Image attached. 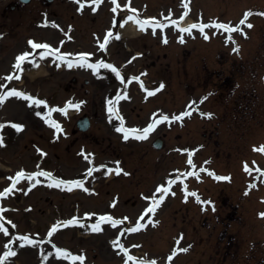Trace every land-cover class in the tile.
Listing matches in <instances>:
<instances>
[{
    "label": "rangeland",
    "instance_id": "obj_1",
    "mask_svg": "<svg viewBox=\"0 0 264 264\" xmlns=\"http://www.w3.org/2000/svg\"><path fill=\"white\" fill-rule=\"evenodd\" d=\"M9 1L0 0V11L6 8ZM162 1L170 6L169 10L175 15L179 13L178 5L184 3H181V0ZM207 1L213 6L207 8L206 16L212 17L213 14L223 13L224 9H228L229 15L223 17V20L232 19V15H236L235 18L240 15V11L237 14L230 13L232 7L239 8L241 6L239 1ZM248 3H252L254 9L260 13L264 12V0H249ZM248 3L246 8L249 7ZM165 4L161 5L159 0H134V5L139 8V16L153 15L157 11L166 12L164 11ZM141 5H143V9ZM194 6L197 12L198 8L204 9L200 0H195ZM49 9H56V7L52 6ZM39 11H43V9L40 8L36 0L20 9L11 10L8 13L9 20H5L8 25L4 42H9L10 46L21 49L24 48L25 39L34 38L32 40L37 43H49L53 48H56L59 35L53 36L50 31L42 30L39 25L43 19L40 18ZM156 15L158 17L148 25L162 24L163 18L158 13ZM259 17L261 15L256 14L255 23L250 30L251 33L254 31L253 38L250 33L244 39L239 38L238 43L243 46L240 53L233 52V45L224 43L219 35L213 34L204 41L196 35L197 33L192 35L194 30L190 32L180 30L178 33L172 34L164 33L163 27H157V37L162 40L160 47L151 34L146 33L144 37H138V31L130 30L129 39L125 38L126 41L123 42L128 44L127 46H130L132 51L124 53L126 56L123 55L122 59H127L131 53H134V50L144 55L133 63L129 71L126 69L125 73L127 75L146 73L143 75L146 84L151 86L164 84L166 90L162 94L148 95V93L142 92L141 94L135 84H127L125 87L127 95H123L125 92L122 91L110 93L109 88L115 83V79L113 77V81L108 76L107 79L100 78L103 74H100L102 69L99 73L87 72V75L83 74L85 72L77 73L76 78L80 77L79 82L89 79L88 77H95L97 80L89 79L88 87L79 89L80 85H77L71 91L64 90L62 93L64 101L76 102L80 100L87 103L82 111L90 113L89 135H95L96 141L92 146L88 145L90 142L88 139L85 140L84 143L87 144L85 147L93 150L92 154L96 159L95 165L117 166L115 161H120L119 166L123 167L128 175L124 174V178L119 177L116 181H109L105 184L106 170L104 172V169L98 170L94 174L97 195L88 197L83 192L90 191L88 189L93 181L83 177L87 168H84L80 162V156L77 157L79 147H77V143L74 145L75 141L72 138L64 142L61 140L62 146L66 143L69 144L66 155L71 157V162H67L66 159L59 157V154L65 155L63 152L65 150H62V147L59 148V143L55 144L49 132H44L45 135L41 141L37 140L36 133L32 132V134L35 133V138L32 139L31 146L32 144L48 145L51 147L48 148V151L52 152L47 160L38 164L34 163L31 153L33 149L25 152L26 148L23 145L26 141L16 140L14 149L17 147L19 151H23L25 156L21 155V159L10 156L7 159L8 156L0 153V182H3L1 176L6 171L2 169L6 168L5 163H7L13 167L10 169L12 171L19 167L28 172L44 168L63 179L77 177L84 181V187L70 192L67 191L68 189L50 186L48 179L40 180L42 182L36 183L35 186L38 192L35 189V192L30 196L31 203L27 206L19 203V208H26L27 214L22 210L15 212V208L18 206L13 200L7 202L4 205L7 209L5 210L6 214L18 228V232L10 227H7V234L0 231V255L3 251L5 252L3 247H9L16 253L7 259L6 264L56 262L57 258L64 264H68L70 259L56 254V249L51 246L52 242L59 247L69 249L72 254H79L80 252L77 251L80 250V254L89 257V262L119 264L123 257L113 244L110 245L113 250H109L106 243V240L115 239L113 230L123 232L119 240L125 245L137 244L140 249L137 254L143 256V259H158L160 257L159 260H162L169 250L174 247L175 249L179 248L177 244L181 241V247L187 248V251L192 249L191 254H195L196 257L184 253L176 259L178 264H197L201 259L204 262L202 264H264V218L259 215L264 212V202L261 201L264 197V182L257 185V187H262L258 191L245 195V182L249 179L242 171V165L246 162L249 167L264 168V151L258 150L264 146V15L262 18ZM51 18L46 17V20L54 21ZM81 29L82 31H80ZM91 29L94 27L90 23L79 28L80 33H85L87 41ZM136 32L138 34H135ZM181 36L183 40L180 39ZM165 37L167 42H165ZM113 46L115 49H121L120 51L124 49V44L121 42L113 43ZM47 52L48 50L43 49L35 53L39 59H42V62L48 63L49 68H45L49 69L47 78H43V80L31 78L26 85L31 90L38 86L48 87V94L43 96L48 97L50 103L59 104V90L62 89L59 88V83L66 87V83L75 74L66 73L63 75L59 73L57 65L60 60L40 55V53ZM104 53H106L105 50ZM105 55L107 56V54L100 56L104 57ZM119 56L122 57V55ZM154 61L155 66L152 67L151 64ZM51 63L53 65L50 68ZM113 74L115 75V73ZM118 80L120 81L119 77ZM45 82H47V86ZM219 86L231 89L229 91L233 92L231 95L227 94V91L219 89ZM168 89L169 92H167ZM87 91L89 92L85 95ZM237 92L241 97L244 96L243 93L247 94L248 98L246 99V95L242 99L239 98L240 107L231 109V102L235 101L236 103L238 98ZM118 95L121 96L118 101L119 112L125 120L126 127L143 129L152 120L158 121L155 129L149 133L146 139L139 142L137 138L130 137L132 139L124 141L123 133L116 130L119 118L116 119L114 114L110 118L108 103L103 104V102L109 99L113 100ZM145 96H150L152 99L143 101ZM205 96L207 99L203 100ZM125 97L133 100V103L125 104ZM91 100L95 101L94 111L90 109ZM201 100H203L202 103ZM193 101L196 103L192 104ZM189 106L192 111L182 120L172 119V122L159 120L162 114L170 117L179 116V114L189 111ZM74 112L70 111L69 113L74 114ZM208 112L213 114L211 118L201 114ZM72 114L65 121L68 129L74 127V120L79 115L72 116ZM102 138L105 141L102 142L100 140ZM108 138L113 139L110 151L113 155H117L118 159L109 157L103 152L107 149ZM156 138L163 140L160 150L152 147ZM79 144L81 145V142ZM184 150L190 151L188 153L193 156L194 164L200 166L206 163L214 171L215 175L202 176L200 178L202 183L195 184L196 189L202 193L203 200L211 201V203H207L204 207L193 206V201L189 199L186 204H183L180 194H178L176 198H168L166 203L158 209L157 215L153 214L155 218L153 228H146L144 231L137 230L134 234L128 233L126 231L128 227H134L138 221L141 223L147 216H151V213L145 215L147 203L142 200V196H157L159 193L155 192V186L188 169L184 164L185 155H182ZM22 158L26 161L25 166ZM185 162L187 163V161ZM29 164L32 167L27 168V165L30 166ZM101 173L103 175H100ZM217 176H227L230 179L221 180L217 179ZM120 180L121 184H119ZM28 182L30 185L33 183L24 180L23 185L31 187ZM190 183L195 182L191 181ZM46 186L48 187L47 195L52 204L43 198ZM108 189L110 190L109 197L106 194ZM67 192H70V195L69 193L66 195ZM115 194L119 200L117 206L102 203L108 201L112 195L114 197ZM31 204L32 209H30ZM73 212H79L80 218L85 213L93 215H90V219L82 218L80 224H62L59 227L62 231H59L58 228L49 237L48 233L54 224L66 222L70 217L77 216ZM102 213H109L116 219H118L117 217H127L128 219L123 224L107 225L106 221L99 220ZM216 215L217 218H215ZM141 216H144V219L140 220ZM158 218L160 223H157ZM94 222L100 223L103 231H92L91 226ZM87 232L91 233L88 238L80 235ZM221 232L223 233L220 235ZM25 234H32V239L43 241V243L36 245L25 243L21 246L19 237ZM116 239L118 240V236ZM219 240L223 241L220 246L217 245ZM226 248H230V252H226ZM235 248L237 250L232 254V249ZM220 249L225 253H219Z\"/></svg>",
    "mask_w": 264,
    "mask_h": 264
},
{
    "label": "snow or ice",
    "instance_id": "obj_2",
    "mask_svg": "<svg viewBox=\"0 0 264 264\" xmlns=\"http://www.w3.org/2000/svg\"><path fill=\"white\" fill-rule=\"evenodd\" d=\"M113 2L115 3V7L112 9V11L115 12L120 7V4H119L118 0H113ZM76 3L80 5V10L83 11L84 4L89 3V0H76ZM91 3L99 6L100 3H102V0H91ZM127 6L130 7V4L127 5ZM131 11H132V13H136L137 9L132 8ZM260 14L264 15V13H260ZM250 15H252L251 11L245 13L244 18L239 22L240 25L245 24L247 22L248 17ZM133 20L135 21V23L137 25H139V27L141 29L147 30L145 26L147 24L153 23L154 18L152 20H142V19H140V18H138V17H136L134 15L129 14V15H127V18L123 21V23L127 24L128 21H133ZM44 23L47 25L49 23V21L45 20ZM51 23L53 24L54 27H57V28L60 27V25L56 24L54 21H52ZM212 26H213V24L206 25L204 23H199V24H193L190 27L184 28V29H181V30L190 32L193 28H199L201 32H204V29L206 27H212ZM214 26L216 28H218V29H223L226 32H228L229 33V36H228L229 40L232 39V37H231V33L232 32H234V31L243 32V28L239 27V25L234 27L230 23H224V22L215 21L214 22ZM247 26L250 28L253 25L248 23ZM155 27H164V25L163 24H159V25L153 24V28L154 29H155ZM244 34L247 35V33H244ZM2 35L3 34H0V37H2ZM113 35L114 34H113L112 30L109 29L107 31V34L103 37L102 40H101L100 37H97V42L99 44V47L106 51L107 50V45L109 43V40H110V38H113ZM204 35H205L206 38L208 37V33L207 32H204ZM115 38H119V34L118 33L116 34ZM180 39L183 40V37L181 36ZM165 42H167V38L166 37H165ZM29 43L31 44L33 49H41V48H43V49L48 50L47 53H40L41 56L47 55V54L56 55L59 60L63 61L66 58H68V57H70L72 55L71 53H61L59 48H53V46L51 44H49V43H37L35 40H30ZM234 51H239V45L236 46ZM92 55H94V53L87 52V51L77 53L76 56L78 57V59L75 61V63L77 65H82V66L91 68V69L95 70L97 73H99L101 68L111 69V71L113 73H115V75L117 77H119L121 81L125 80V76L122 75L121 69L118 68L115 64L108 63L104 59H98V62H96V63L90 62L89 61V57L92 56ZM137 55H141V54L138 53ZM31 56H32V52L31 51H25V52L21 53L17 57L15 68L17 70H19V71H23V68H22L23 62L28 60ZM133 59H134V57H133ZM32 62L34 64L36 63L35 61H32ZM36 66L39 67L38 64H36ZM67 66L69 68H71L73 66V61L71 59L67 60ZM13 75L7 76V79L9 81L12 80L13 79ZM142 75H146V73H142L141 76ZM131 80L132 81H137V80L140 81L141 87H144V83L141 80L140 76H135L134 75V76L131 77ZM0 87L7 88V85H4V84L0 83ZM163 87H164V84L161 83L157 89L149 90L146 87H144V90L148 93V95H152L155 91H159ZM123 95H127V93L125 92ZM7 96L23 97L27 101H30L33 104H36L38 106L39 105H48V101L46 99H42V98L38 99V98L34 97L32 94H30V93H27V92H24V91H18L15 87L11 88L10 92H0V105L3 104V102L6 100ZM120 98H121V96L118 95L117 96V102L119 101ZM206 99H207V96H205L203 98V100H206ZM203 100H201V103L203 102ZM81 103H83V101H81L79 103H74L72 101H68L67 102V107L59 108V106H57V109L59 111H61L62 113H64L65 115H67L68 109H70V108L79 109ZM107 103H108V112L110 114V118L114 114L121 121H123L124 118H123V116H121V114L119 112L118 103H114L113 100H111V99H109ZM195 103H196L195 101L192 102V104H195ZM53 110H56V109H51L50 108L48 115H45L43 111L37 112V115H43L44 118L46 119V121L57 130V138H58L59 132L63 131V129H62L61 124L58 121H55V120H53L51 118L50 113ZM191 111H192V108H191V106H189V111L183 112V113L179 114V116H171L170 117L169 115H163L162 114L159 117V120L160 121H170L172 119H180V120H182L183 117L189 115ZM201 114L202 115H206L209 118H211V116L213 115L210 112L201 113ZM157 123H158L157 120H152V122L149 123L143 129H138V128H135V127H126L123 123H121L120 127L118 128V131L123 133V139L125 141H127L130 137H135L137 139L143 140V139H146L148 137L149 133L152 132L155 129ZM14 126H15V128L17 130H22L25 127V125L23 123H15ZM0 127H3V125H0ZM4 144H5V141H4L3 137L0 136V145H4ZM258 150L259 151H264V146L260 147ZM40 151L45 156L47 155V153L44 152L43 149H40ZM84 156H85V159H94L93 154L85 153ZM189 163L190 164L192 163L191 159H189ZM115 164L117 165V167H115V173L117 175H119L121 173H124L125 175H128V173L125 171V169L123 167L119 166L120 165V161H115ZM96 167L97 166L93 165L92 167L88 168L87 169L88 174L92 175L93 172L96 171ZM107 167L108 166L105 165V164L99 165V168H107ZM245 169L249 170L247 162L245 163ZM257 170L260 171L259 169H257ZM112 171H113V169H111V168L108 169L109 173L112 172ZM191 174L195 175V172H193ZM213 174L215 175V173H213ZM41 176L46 177L48 179V182L50 183V186H54V187H57V188H60L62 186L63 187H69V189H70V186H76V187H80V188L84 187V181L82 179H63V178H60V177H57V176L53 175L51 172L46 171V170H39L38 169L36 171L28 172V171H25V170L21 169L16 174V177L10 178V179L13 180V183H12L11 187L5 189L3 192H0V197L8 196V194L12 191V189L16 187V182H17L18 179L27 178L28 181L33 182L31 186L34 187L36 183H41L42 182L39 179H35V178H38V177H41ZM217 179L228 180V179H230V177L217 176ZM171 183H172V180L170 178L169 179V185H171ZM157 191H162V195L159 198H157L155 195H153V196H144V199H146V200L150 199L152 201L151 206L146 209L145 215L147 213H155L160 201H162L164 199V194L163 193H166L168 191V189L165 187V185L161 184L159 186V188L157 189ZM115 203H116V201L113 202V206H115ZM202 203H204V202L202 201ZM206 203H211V201H208ZM4 211H5V209L3 207H0V216H2ZM85 215L86 216H90V215H93V214L92 213H85ZM259 215L262 218H264V212L260 213ZM99 219H100L101 222L108 221V222L111 223V225L115 226V225L123 224L124 223V219H128V218L125 217L124 219H116L111 214H107V215H101ZM139 219L140 220L144 219V216H141ZM8 223L11 224L12 221L9 220ZM80 223H82V221L79 218H76V217H74V218H72V219H70V220H68L66 222L56 223V224H54L52 226L51 230L48 233V236L51 237L52 234L55 233L57 231V229L62 224H64V225H75V224H80ZM157 223H158V221H157ZM144 227H145V224L144 223H140L138 221L135 224L134 227H128L126 229V231L131 233V232H135V231H137L139 229H142ZM0 230H2L5 234H7V232H8L7 228L0 227ZM91 230L95 231V232L103 231V229L101 227V224L100 223H95V222L92 224ZM181 239H182V237H181ZM19 242L21 243V246H23V244H25V243L30 244V245H36L37 243H43V241H36V240L32 239L30 235H22V236H20L19 237ZM49 243H51V240H49ZM112 243H113L114 247H118V248L122 249L125 254H128V249L124 246L123 243H120L117 240H113ZM180 250L187 251V248L180 249ZM56 253L64 256L67 259L72 260L73 262L80 261L81 264H83V261L85 260V256L84 255H73L71 252H69L67 249H64V248H56ZM15 254H16L15 251L11 250V249L5 251L4 256L0 257V264H6L7 259L10 256H14ZM175 255H176V252H173V254L171 256H169V261H171L173 256H175ZM128 261H135L136 264H156L155 260L139 259V258H137L135 256L130 255V254L127 255V259L125 261V264H127Z\"/></svg>",
    "mask_w": 264,
    "mask_h": 264
},
{
    "label": "flooded vegetation",
    "instance_id": "obj_3",
    "mask_svg": "<svg viewBox=\"0 0 264 264\" xmlns=\"http://www.w3.org/2000/svg\"><path fill=\"white\" fill-rule=\"evenodd\" d=\"M20 5H21V4H19L18 2L15 1V2L12 4V7H13V8H19ZM215 217L217 218V216H215Z\"/></svg>",
    "mask_w": 264,
    "mask_h": 264
},
{
    "label": "bare ground",
    "instance_id": "obj_4",
    "mask_svg": "<svg viewBox=\"0 0 264 264\" xmlns=\"http://www.w3.org/2000/svg\"><path fill=\"white\" fill-rule=\"evenodd\" d=\"M128 27H129V24L124 25V27L122 28L123 30L125 29L124 32H126L128 30Z\"/></svg>",
    "mask_w": 264,
    "mask_h": 264
}]
</instances>
